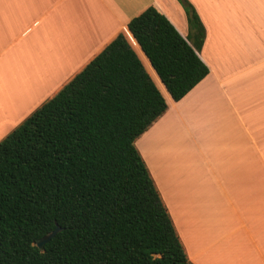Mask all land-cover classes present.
I'll list each match as a JSON object with an SVG mask.
<instances>
[{
  "label": "crops",
  "instance_id": "0c3cea01",
  "mask_svg": "<svg viewBox=\"0 0 264 264\" xmlns=\"http://www.w3.org/2000/svg\"><path fill=\"white\" fill-rule=\"evenodd\" d=\"M188 1L209 72L134 146L191 264H264V0ZM149 5L191 43L177 0H0V140Z\"/></svg>",
  "mask_w": 264,
  "mask_h": 264
},
{
  "label": "trees",
  "instance_id": "16d2710c",
  "mask_svg": "<svg viewBox=\"0 0 264 264\" xmlns=\"http://www.w3.org/2000/svg\"><path fill=\"white\" fill-rule=\"evenodd\" d=\"M177 1L191 43L151 5L127 22L173 101L209 72L203 25ZM166 108L120 32L1 139L0 264H191L134 146Z\"/></svg>",
  "mask_w": 264,
  "mask_h": 264
},
{
  "label": "rangeland",
  "instance_id": "374dc122",
  "mask_svg": "<svg viewBox=\"0 0 264 264\" xmlns=\"http://www.w3.org/2000/svg\"><path fill=\"white\" fill-rule=\"evenodd\" d=\"M190 3H191V2H190ZM191 5H192V7L194 8V6H193L192 3H191ZM229 10H230V12H231V18H232V19L235 18V19H234V20H235V23L237 22V23L239 24V21H238L237 18L239 17L240 13H242V15H243L242 10L234 9V8H233V9L230 8ZM194 11L196 12V9H195V8H194ZM224 11H225V9H224ZM249 11H250V10H249ZM196 14H197V12H196ZM197 15H198V14H197ZM236 15H237L238 17H237ZM198 17H199V16H198ZM131 38H132V37H128V38H127V40L129 41V43H131V42H130V41L132 40ZM189 38H192L191 35H189ZM160 89H161V91H162L163 93L165 92V89H163L162 85H161V88H160ZM202 161H204V160L202 159ZM210 172H211V171H210Z\"/></svg>",
  "mask_w": 264,
  "mask_h": 264
},
{
  "label": "water",
  "instance_id": "95a60500",
  "mask_svg": "<svg viewBox=\"0 0 264 264\" xmlns=\"http://www.w3.org/2000/svg\"><path fill=\"white\" fill-rule=\"evenodd\" d=\"M61 229V227H59L58 225H56V227L49 233H47L45 236H43L42 238H40L38 240V242L36 243V245L41 248L47 241H49L59 230Z\"/></svg>",
  "mask_w": 264,
  "mask_h": 264
},
{
  "label": "bare ground",
  "instance_id": "6f19581e",
  "mask_svg": "<svg viewBox=\"0 0 264 264\" xmlns=\"http://www.w3.org/2000/svg\"><path fill=\"white\" fill-rule=\"evenodd\" d=\"M161 86V85H160ZM161 88V87H160Z\"/></svg>",
  "mask_w": 264,
  "mask_h": 264
}]
</instances>
